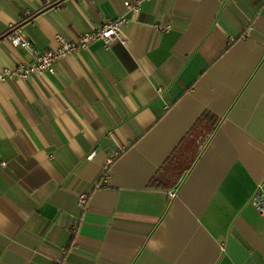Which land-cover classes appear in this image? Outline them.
<instances>
[{"label": "crops", "instance_id": "0c3cea01", "mask_svg": "<svg viewBox=\"0 0 264 264\" xmlns=\"http://www.w3.org/2000/svg\"><path fill=\"white\" fill-rule=\"evenodd\" d=\"M39 1L0 0V72L16 29L125 44L0 84V264H264V0Z\"/></svg>", "mask_w": 264, "mask_h": 264}, {"label": "built area", "instance_id": "2783aa9c", "mask_svg": "<svg viewBox=\"0 0 264 264\" xmlns=\"http://www.w3.org/2000/svg\"><path fill=\"white\" fill-rule=\"evenodd\" d=\"M147 0H135V2H125L124 6L131 11L139 12V6L142 2ZM149 1V0H148ZM40 7H45L50 4V0H40ZM30 11H25L22 15V19L29 17ZM126 22V18L119 16L113 20H106L99 27L92 29L91 31L79 36L76 41H67L62 37H57L58 46L55 49H49L39 51L34 46V43L23 36L22 30L16 29L9 36V39L14 47H21L28 51L33 61L31 63H22L14 67V69H5L0 72V84L10 80H24L31 75L41 76L44 74H54V64L60 59L73 55L81 50L86 49L90 44L100 41L104 47H109L114 43L124 45L125 38L121 32V26ZM93 155H90L88 159H91ZM108 166L104 167V173L101 180H108ZM79 204L85 206L86 195L79 196ZM254 205L257 209V213L264 218V199L260 196L254 198ZM61 259H55L53 264H60Z\"/></svg>", "mask_w": 264, "mask_h": 264}]
</instances>
